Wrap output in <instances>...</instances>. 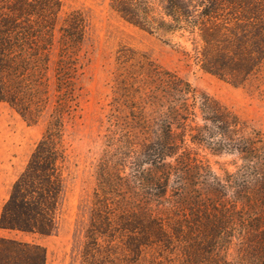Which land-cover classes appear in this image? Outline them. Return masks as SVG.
Listing matches in <instances>:
<instances>
[{
	"label": "trees",
	"instance_id": "obj_1",
	"mask_svg": "<svg viewBox=\"0 0 264 264\" xmlns=\"http://www.w3.org/2000/svg\"><path fill=\"white\" fill-rule=\"evenodd\" d=\"M109 3L134 26L190 40L204 71L233 85L252 78L264 84V0ZM64 6L62 0H0V103L29 123L49 114L2 206L4 230L41 236L57 230L67 182L65 125L77 109L80 77L90 61L86 15ZM116 64L108 148L97 167L87 230L93 249L88 264H123L113 249L118 232L127 236L123 244L132 255L126 264H139L147 248L177 244L183 264H264V138L145 54L121 47ZM201 149L239 151L251 179L203 183ZM230 190L236 192L231 205ZM0 248V264L47 261L46 247L36 241L0 235Z\"/></svg>",
	"mask_w": 264,
	"mask_h": 264
},
{
	"label": "rangeland",
	"instance_id": "obj_2",
	"mask_svg": "<svg viewBox=\"0 0 264 264\" xmlns=\"http://www.w3.org/2000/svg\"><path fill=\"white\" fill-rule=\"evenodd\" d=\"M62 1L65 10L79 9L86 15V48L90 61L80 77L82 88L77 109L65 125L67 182L60 198L57 230L51 235L41 236L0 228V235L42 244L47 249L46 264H88L87 255L93 249L87 230L94 193L99 187L97 167L108 148L109 103L117 51L121 47L132 48L178 73L191 83L198 95H209L227 106L263 138L264 84L252 78L246 84L233 85L204 71L193 57L190 40L178 35L161 37L130 24L111 8L110 0ZM48 120L49 114L45 113L38 122L29 123L8 103H0V213L12 184L45 133ZM199 153V159L207 163V167L200 170L199 178L203 183L217 179L221 183L237 185L251 179L250 172L244 167L247 164L244 155L239 151L201 149ZM234 194L233 190L228 193L230 205ZM126 238L118 232L113 248L123 264L132 263L127 261L132 255L124 247ZM235 248L236 245L230 253L235 252ZM11 256L16 257L14 253ZM183 260H186L184 249L177 244L174 247L147 248L139 264H183Z\"/></svg>",
	"mask_w": 264,
	"mask_h": 264
}]
</instances>
